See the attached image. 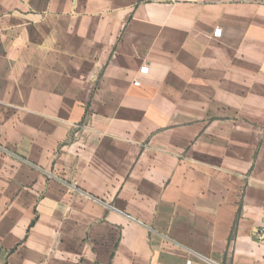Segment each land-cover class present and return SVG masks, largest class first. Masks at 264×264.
Wrapping results in <instances>:
<instances>
[{
  "label": "crops",
  "instance_id": "0c3cea01",
  "mask_svg": "<svg viewBox=\"0 0 264 264\" xmlns=\"http://www.w3.org/2000/svg\"><path fill=\"white\" fill-rule=\"evenodd\" d=\"M261 226L264 0H0V264H264Z\"/></svg>",
  "mask_w": 264,
  "mask_h": 264
},
{
  "label": "built area",
  "instance_id": "2783aa9c",
  "mask_svg": "<svg viewBox=\"0 0 264 264\" xmlns=\"http://www.w3.org/2000/svg\"><path fill=\"white\" fill-rule=\"evenodd\" d=\"M134 85H137V83H134ZM255 238L257 241H263L264 240V226L259 227L255 231Z\"/></svg>",
  "mask_w": 264,
  "mask_h": 264
}]
</instances>
